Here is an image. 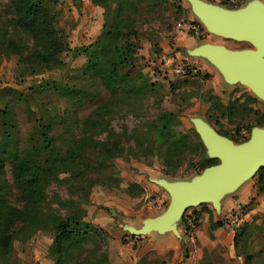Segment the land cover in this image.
<instances>
[{
  "label": "rangeland",
  "instance_id": "374dc122",
  "mask_svg": "<svg viewBox=\"0 0 264 264\" xmlns=\"http://www.w3.org/2000/svg\"><path fill=\"white\" fill-rule=\"evenodd\" d=\"M204 1L222 9H235L222 0ZM250 1L264 6V0H243L236 8ZM68 2L72 8H68ZM54 8L55 25L67 46L59 55L63 64L28 65L18 62L16 55L0 46V110L4 106L11 109L20 147L26 144L37 124L45 123L50 126L49 134L56 147L62 151L71 137L83 133L94 139L104 138L100 126L86 128L81 121L112 99L101 82L85 72L86 57L79 51L101 33L102 9L91 2L84 5L80 0H57ZM10 18L8 0H0V37L17 38L30 47L28 35L16 34L8 26L5 29ZM187 24H192L196 32L190 31ZM136 27L138 44L133 71H139L141 78L152 83V88L121 105L117 100L102 117L108 128L122 134L127 150H132L135 141L147 144L153 139L152 121L164 111L174 113L178 120L175 129L195 141L200 139L196 121L227 135H223L225 138H236V142L230 140L235 144L242 137L248 139L252 127H260L252 125L259 117L264 118V99L242 82L227 81L214 64L190 52L202 43L228 49L252 48L249 43L211 33L191 13L186 0H161L151 6L142 2ZM181 66L183 74L179 71ZM62 84L83 88L90 98L75 104L52 89ZM160 154L154 148L148 155L133 151V155L113 158L103 171L83 176V184L88 186L84 190L51 181L45 187L47 198L42 211H58V195L61 200L74 201L81 219L98 228L99 236L83 243L80 258L98 247L105 252L108 264H244L245 257L247 264H264V191L257 190L256 171L232 189L217 193L216 207L207 199L187 206L171 219L174 232L164 230L157 234L148 230L131 234L146 217L159 215L170 200L156 180L169 184L188 182L201 171L197 167L202 158L209 157L203 145L186 153L173 173L164 174ZM0 176L10 189L5 195L7 202L18 205L6 161L1 164ZM132 183L141 186L142 191L128 194L126 188ZM235 209L244 214L238 230L227 221ZM194 215L197 219L193 222ZM216 220L221 224L209 232L208 225ZM241 228L245 232L234 243V234ZM51 240L52 233L46 229L35 230L25 239H13L0 264H53L48 255ZM75 258L74 255L72 260Z\"/></svg>",
  "mask_w": 264,
  "mask_h": 264
},
{
  "label": "trees",
  "instance_id": "16d2710c",
  "mask_svg": "<svg viewBox=\"0 0 264 264\" xmlns=\"http://www.w3.org/2000/svg\"><path fill=\"white\" fill-rule=\"evenodd\" d=\"M159 1L161 0H90L102 9V31L89 46H81L79 51L86 57L85 72L101 82L112 102L110 100L96 107L81 124L86 128L100 126V131L105 133L104 138L94 139L83 133L71 137L63 150L59 151L53 136L49 134L50 126L39 123L28 136L26 144L20 147L11 109L4 106L0 110V175L1 164L6 161L18 200V205L7 202L5 195L10 189L0 176L1 261L10 250L13 239H25L35 230L46 229L52 233L48 255L53 264H68L70 261L72 264H108L105 252L98 247L88 256L80 258L83 243L97 238L99 230L81 219L75 209V202L70 199L61 200L55 195V203L62 212L42 211L47 198L45 187L51 181H56L79 190L87 189L88 186L83 184V176L103 171L109 160L126 154L133 155V151L148 155L154 148L161 151L162 173L171 174L186 153L197 151L203 146L200 139L191 140L187 134L175 129L178 120L169 111L159 113L152 121L153 139L147 144L135 141L132 150H127L124 146L122 134L108 128L102 120L103 115L111 110L117 100L120 99L121 105L152 88V83L141 78L139 71H133L138 44L136 24L142 2L151 6ZM8 3L12 18L6 22L5 29L8 26L16 34L25 33L32 43L27 47L17 38L1 36V49L16 55L18 62L28 65L61 66L63 62L59 55L67 46L63 34L55 25L54 5L57 0H8ZM238 6L239 4H230L231 8ZM52 89L78 105L90 98L87 90L75 85L62 84L59 87L52 86ZM231 106L232 104L229 105V110ZM252 126L264 128V118L259 117ZM226 138L237 141L231 136ZM246 139L247 137H242L240 141ZM215 163V158L204 157L197 169L200 171ZM256 175L257 190L264 191V167L257 169ZM126 191L132 194L135 191L141 192L142 188L132 183ZM195 219L197 215L193 216V222ZM220 224L217 220L210 223L209 232ZM244 232V228L235 232L234 243ZM74 255L76 258L72 260ZM245 259L244 264H247L248 258Z\"/></svg>",
  "mask_w": 264,
  "mask_h": 264
},
{
  "label": "water",
  "instance_id": "95a60500",
  "mask_svg": "<svg viewBox=\"0 0 264 264\" xmlns=\"http://www.w3.org/2000/svg\"><path fill=\"white\" fill-rule=\"evenodd\" d=\"M191 13L211 33L236 41H245L252 48L228 49L221 45L204 43L192 48V55L206 58L214 64L227 81H238L264 99V6L250 1L235 9H222L200 0H186ZM196 132L217 163L204 167L188 182H155L168 194L170 200L156 216L146 217L137 230L175 231L171 219L187 206L207 199L216 207V194L235 187L241 180L264 167V128L252 127L246 141L232 143L201 121L194 123Z\"/></svg>",
  "mask_w": 264,
  "mask_h": 264
},
{
  "label": "built area",
  "instance_id": "2783aa9c",
  "mask_svg": "<svg viewBox=\"0 0 264 264\" xmlns=\"http://www.w3.org/2000/svg\"><path fill=\"white\" fill-rule=\"evenodd\" d=\"M243 0H222V2H226L228 4H240ZM177 26H180V23L177 24ZM190 31L196 32L195 27L192 24L186 25ZM183 66L179 67L180 73H185ZM228 223L235 228H238L242 219L244 218L243 211L241 209H235L232 213H230L228 216Z\"/></svg>",
  "mask_w": 264,
  "mask_h": 264
},
{
  "label": "crops",
  "instance_id": "0c3cea01",
  "mask_svg": "<svg viewBox=\"0 0 264 264\" xmlns=\"http://www.w3.org/2000/svg\"><path fill=\"white\" fill-rule=\"evenodd\" d=\"M80 1H82V3H84V5H86L87 3H90V0H80ZM201 2H203V3H205V1L204 0H200ZM68 5H69V7L68 8H72V6H71V3L70 2H68ZM96 6V5H95ZM202 44H204V43H202ZM199 46V45H198ZM142 224V223H141ZM141 225H139V227H140ZM155 233H157V234H160L161 232H157L156 230H155Z\"/></svg>",
  "mask_w": 264,
  "mask_h": 264
}]
</instances>
